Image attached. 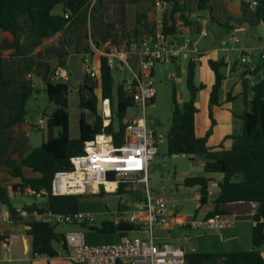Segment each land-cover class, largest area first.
Instances as JSON below:
<instances>
[{"label": "trees", "instance_id": "16d2710c", "mask_svg": "<svg viewBox=\"0 0 264 264\" xmlns=\"http://www.w3.org/2000/svg\"><path fill=\"white\" fill-rule=\"evenodd\" d=\"M167 3L163 12L162 31L167 36H176L182 26H192L191 14L197 11L210 10L211 0H197L195 8L190 7L192 0H161ZM256 5L251 10L255 20L252 24H264V0H254ZM99 0H0V30L9 32L14 38L13 46L18 52L24 50L32 52L42 45L43 41L63 31L69 23L71 16L93 13ZM155 4V2H153ZM64 6L63 15H52V10L58 6ZM245 10L248 7L245 6ZM65 15L68 18H65ZM200 30V29H199ZM150 31L148 34L153 33ZM103 41V40H102ZM111 41V40H104ZM113 42V41H112ZM98 44V42H94ZM117 44V43H116ZM61 59V57H60ZM60 60L59 65H65ZM199 61L190 60L187 64L186 86L190 94L189 100L179 105L176 90L173 89V112L171 125L167 133V153L169 155L188 156L191 159L199 157L203 159V169L206 174L219 173L222 180L218 182L219 194L213 202V208L203 218L215 216H236L248 218L253 222L252 226V250L234 251L222 253H187L186 262L191 264H264V258L259 248L264 245V78L255 85L250 86L244 81V93L250 92L251 99H244L245 110L239 116L243 123V131L239 136H227L225 140L232 139L231 147L226 148L222 143L216 148L208 146V139L213 133L215 120L212 117V108L219 105V91L224 80L221 73L222 61H209V66L215 74V82L210 93V117L212 127L203 137L196 135V100L198 93L205 88L204 84H196V69ZM58 65V66H59ZM259 67L257 72L259 71ZM54 73V71H53ZM42 76L44 92L51 103L56 105L53 112L47 116V138L40 147L26 149L22 152L20 164L10 172L18 181L10 185L8 189L0 183V204L7 208L9 219L13 223H21L27 227L26 235L31 240V256L55 257L58 251L54 248V242H61L65 248L64 234H56L55 226L39 220L26 221L20 215V211L11 204V197L29 195V191L37 196L41 194L45 203L24 208L26 212H53L59 214H73L80 211L81 200L85 195L53 196L51 183L57 171L70 168V159L83 153L85 144L102 132V118L98 115L100 98H109L112 105V123L105 129L113 134L117 141L122 135L124 123L114 126L115 119L123 121L127 110L133 107V101L119 82L114 85L113 71L107 65L105 58H100L99 75L100 85L86 79L80 86L79 107L80 136L76 139L70 137L68 93L69 87L63 81L54 82L51 77ZM88 80H90L89 83ZM11 82L5 77V62L0 54V95L4 94ZM96 89L99 94H96ZM32 86H24L20 92L16 108L12 111V117L8 118L9 126L21 124L25 120L24 109L28 99L32 96ZM88 112L95 118L93 123L88 122ZM45 115V114H44ZM46 117V116H45ZM60 128L58 136L54 130ZM120 144V142H119ZM36 176H27L25 171ZM214 179L206 176L186 177L183 186L186 188L197 187L200 195L199 209L207 205L209 189ZM124 185L119 188L123 193ZM101 190V194H102ZM256 208H253V205ZM237 207V208H236ZM244 207V208H243ZM249 207V208H248ZM198 210L194 218L197 217ZM91 231L106 235L119 234L120 236L136 229V226L120 221L103 222L100 226H89ZM5 237L0 235V241Z\"/></svg>", "mask_w": 264, "mask_h": 264}, {"label": "built area", "instance_id": "2783aa9c", "mask_svg": "<svg viewBox=\"0 0 264 264\" xmlns=\"http://www.w3.org/2000/svg\"><path fill=\"white\" fill-rule=\"evenodd\" d=\"M256 5V2H253ZM158 12L163 13L167 3L156 0L154 4ZM65 18H68L65 15ZM156 30L146 34L140 39L124 41L115 44L112 41L92 42L91 50L82 56L81 73L87 79L100 85L99 61L105 58L107 65L114 72H127L121 81L123 89L131 97L133 107L142 110L141 117H135L124 122V128L119 142L116 137L105 131L112 123V105L109 98H100L98 115L102 118V132L88 141L83 153L70 159V168L57 171L51 183L53 196L65 195H101L118 192L121 185L131 191L130 186L143 183L145 196L137 201L134 209L129 212L126 222L136 226L135 230L143 231L144 239L123 236L120 243L91 245L86 243L85 234L81 231H69L64 234L65 249L68 259L74 264H187L186 251L183 244L190 241L185 235L177 243L161 242L154 237L155 226H166L171 219L168 206V193L165 188L154 194L150 188L149 166L158 152V145L163 142L162 136L157 134L153 127H149L145 117L146 107L156 96L153 71L156 63H175L184 51L191 52L193 61H199L195 44L190 38L184 39L180 44L178 37L167 36L162 31V18L158 20ZM243 29H233L228 41L220 43L221 49L227 54L225 62L230 61L229 51L233 50L231 44L239 41V33ZM200 37L208 35L203 26L198 32ZM239 63L243 68L244 79L250 86L256 84L257 69L264 64V48L258 53L250 50H239ZM257 57V59H256ZM97 58V59H96ZM68 64L59 65L53 73L52 80L60 82L68 78ZM95 121L93 117L92 123ZM47 126V118L41 113L32 124L34 129ZM107 184H114L112 190ZM135 190H137L134 187ZM33 195V192L29 191ZM41 194H46L45 191ZM38 194V195H41ZM256 208V205H253ZM36 220L52 226L79 224L91 226L94 216L90 212H77L73 214H59L44 212L38 214ZM9 221V217L5 218ZM235 220L230 216H215L213 218H189L180 223L186 230H222L234 225ZM195 253V249L191 250Z\"/></svg>", "mask_w": 264, "mask_h": 264}, {"label": "crops", "instance_id": "0c3cea01", "mask_svg": "<svg viewBox=\"0 0 264 264\" xmlns=\"http://www.w3.org/2000/svg\"><path fill=\"white\" fill-rule=\"evenodd\" d=\"M95 0H93L94 2ZM156 0H111L112 5L108 8V16L110 17L111 22V30L107 31L105 28L101 27L96 34H91L90 38L88 37L87 31H85V25H83V33L77 38H68L67 35H71L73 30L76 28V24H78L79 16L75 14L67 13L71 16L69 23L66 28L57 33L55 36L46 39L43 41L42 45L33 50L30 53L21 50L18 52L16 48L13 46L14 38L11 33L3 32L0 30V54L2 55L5 62V77L10 80L11 84L8 87L7 91L4 94L0 95V112L5 111V109H9L8 112L11 114L12 111L16 108L17 101L20 97V92L24 88V86H32L33 93H43L44 92V82L42 80V76L47 77L49 74H52L56 67L60 64V60H64L65 63L69 64V58H64L61 53L68 52L70 50H74L78 55L83 56L85 52H89L92 48V42H100L104 40H111L115 44H121L124 41H132L135 39H140L142 36L148 34L150 31H155L158 27V20L163 18V13L158 12L154 6ZM226 1V2H225ZM233 0H231L232 2ZM254 0H237L235 5L236 11L235 14L229 16L230 19L235 22L237 25H233L230 22L220 21L217 16H213L211 13V7L209 11V16L212 20H214L218 27H226V32L228 35L232 32L233 29L241 28L243 29L239 34H243L247 32V26L245 22H247L245 15V6L248 7V10H254L255 5L253 4ZM224 3H228V0H224ZM197 5V0H192L190 3L191 8H195ZM234 5V4H233ZM62 7V13L64 14V6ZM252 6L253 8H250ZM202 11H197L191 14V18L193 19L192 26H182L178 29L177 37L181 45L184 43V39L186 37L192 39L195 34H198L199 29L202 24L199 22V17L201 16ZM252 19L251 21H254ZM263 24V23H260ZM258 25V24H257ZM241 43L240 37L238 43L233 44V52H236L238 55L232 59L230 54V61L225 62L226 52L221 49L220 46L212 47V48H204L205 51H200L197 49L199 56V64H200V84H204L205 88L202 89L198 94L204 93V107L202 109L199 108V102L196 100L197 114H196V135L198 137H203L212 127V119L210 117V93L212 87L215 82V74L213 70L209 66V61H222L223 67L221 68V73L224 75V80L222 81V86L219 91V105L214 106L212 108V117L215 120V126H213V133L208 139V146L212 148L218 147L220 144H224L226 148H229L233 144L232 139L225 140L227 136H239L243 131V123L239 116L245 110L244 99H251L250 92L244 93V74L243 68L239 64V50H250L254 52V54H258L255 52V47L249 46H240ZM263 48V47H262ZM261 48V49H262ZM186 52L182 53V56H186ZM191 53V52H190ZM192 54V53H191ZM61 57V59H60ZM194 57L192 54L191 59ZM180 58V59H181ZM97 59V58H96ZM179 59V60H180ZM179 62V61H178ZM179 65L180 62H179ZM259 71L256 74V79L260 81L264 78L262 71L264 70V64L259 66ZM197 76V69H196ZM52 78V77H51ZM85 78V77H84ZM86 82V79L82 80L79 83V88ZM88 80L87 83H89ZM198 97V96H197ZM53 112V111H52ZM51 112V113H52ZM45 114V113H44ZM40 116V114H39ZM37 117V119L39 118ZM45 116H47L45 114ZM26 117V116H25ZM35 119V121L37 120ZM27 123L25 120L21 124H16L9 126L8 118L0 117V145L6 149L9 148L10 152H15L14 157L11 162L15 161L21 162L22 152L24 150H20L18 143L23 138L24 135L27 134L28 130L31 129L32 124ZM93 121V120H92ZM88 120L89 123H92ZM6 160L5 162H8ZM200 165L203 166V159L200 160ZM12 170L8 169L5 165L1 170L0 180L5 181L2 183L8 189H10V185L16 183L18 180L13 178L10 174ZM27 176H36L29 171H25ZM216 180V179H215ZM222 180V175L219 180L214 181V185L209 189V199L207 205L198 209L197 217L201 218L207 214L213 208V202L219 194L218 182ZM216 187V189H213ZM108 189V188H107ZM112 190V189H108ZM104 191V190H102ZM125 192H130L127 190H123ZM197 192V200L199 202V192ZM123 193H113L118 194L119 196L123 195ZM102 195V194H101ZM15 198V197H11ZM43 202H36L35 205L44 204ZM169 203V202H168ZM169 206V204H168ZM28 207V206H27ZM83 205H81V212H90L93 214H101L106 216L107 214L112 215V219H107L102 221H113L115 224H118L120 221H125L127 219V215L131 211L125 210V205H119L118 208L114 210H95L91 209L84 210L82 209ZM26 208V207H25ZM134 209V208H133ZM170 209L172 214L169 223L166 226L159 227L162 233L167 234L165 237L168 243H177L179 240L184 237L187 232H202L199 234H194L193 237H190V241L183 244V248L186 253H192L191 250L195 249V252L200 253H222V252H234V251H250L252 250V239L250 236V244L247 241L244 243V249L241 247V227L237 226V222L239 221V217H232L235 222L234 225L222 229V234L217 233V230H186L180 227V223L189 219L188 216L181 215L180 212L175 211L174 209ZM205 209L203 212L201 210ZM18 210V209H17ZM21 217H23L26 221H33L38 218L37 212H26L24 208L19 210ZM9 214L7 208L4 209L0 205V235L4 236V241H0V260H6L8 263H26V264H74L67 257V251L63 248L61 242H54L53 246L58 251V255L55 257H35L31 256V240L26 235L27 227L21 223H13L10 220L6 221L5 218H8ZM193 217V216H192ZM245 223L248 220H240ZM252 222V221H251ZM101 223V224H102ZM101 224H96L95 217L94 223L92 225L100 226ZM83 226V225H82ZM253 222L248 228L252 233ZM89 229V226H84ZM69 232V231H67ZM145 233L139 230H133L126 233L123 236H130L132 233ZM181 233L182 236L176 238L173 236L174 234ZM66 232L57 233L65 234ZM85 234V233H84ZM97 235L95 239V243L93 244H102L103 242L108 241V237L112 238L111 234L102 235L96 233ZM119 235V234H118ZM120 236V235H119ZM121 236V237H123ZM86 237V235H85ZM107 237V239H106ZM146 237V235H145ZM144 237V238H145ZM164 237V236H162ZM209 237H213L215 240L210 241L207 240ZM135 238V237H133ZM143 238V239H144ZM164 240V239H163ZM260 253L264 258V245L259 248Z\"/></svg>", "mask_w": 264, "mask_h": 264}, {"label": "rangeland", "instance_id": "374dc122", "mask_svg": "<svg viewBox=\"0 0 264 264\" xmlns=\"http://www.w3.org/2000/svg\"><path fill=\"white\" fill-rule=\"evenodd\" d=\"M226 2V1H225ZM237 0H228V3H224V0H211L210 7L211 13L213 16H217L220 21H226L227 23H233L232 19L229 16L235 14V5ZM234 4V5H233ZM112 5L111 0H99L95 10L92 15L88 11L87 13L81 14L79 16L78 24H76V28L73 30L71 35H67L68 38L77 39L83 33V25H85V31L88 33V37L90 38L91 34H96L101 27L105 30H111V22L110 17L108 16V8ZM250 8H253L250 6ZM62 13V7L60 5L56 6L51 14L57 15ZM246 20L245 25L247 26V32L243 34H239L241 43L240 46H249L255 47V52H260L264 48V24H252L251 20L255 19L253 13L250 10H246L245 12ZM199 22L207 29L208 35L206 37H200L199 34H195V36L191 39L192 44H195V47L200 51H205L204 48H212L220 46V43L223 40L228 41L229 35L226 32V27H218L217 23L212 20L209 16V11L204 10L201 12V16L199 17ZM99 28V29H98ZM81 37V36H80ZM183 44V42H182ZM237 45V44H236ZM235 46V44H234ZM233 47V44L230 45ZM263 47V48H262ZM262 48V49H261ZM231 58L233 59L235 55H238L236 52L229 51ZM61 55L64 58H69L68 64V78L62 80L69 87L68 93V113H69V130L70 137L72 139H76L80 136V114L81 109L79 107V83L84 80V76L81 73L82 68V58L77 54L74 50H70L68 52H62ZM186 56H183L179 62L181 65L175 63H156L153 77H154V87L156 89V96L151 104L146 107L145 117L147 120V124L149 127H153L156 129L157 134L162 136L163 142L158 145L157 155L154 156L152 162L149 166V185L153 190L154 194H158L162 191L161 188H165L168 193V204L171 209L180 212L181 215L188 216L192 218L195 215L196 211L199 209V202L197 198V187L186 188L183 186V182L186 177L189 176H206L213 178L214 180H219L221 178V174L219 173H211L206 174L204 172L203 166L200 165L201 158L195 157L191 159L188 156L178 155L177 157L173 155H169L167 153V133L169 127L171 125V116L173 112V102L172 95L173 89L176 90L177 102L179 105L187 102L189 100L190 94L188 92L186 86V71L185 68L189 61L191 60L192 54L190 52H186ZM239 59V57H238ZM257 59V57H256ZM240 64V63H239ZM200 64L197 66V76L195 78L196 84H200ZM264 76V70L262 74ZM127 76V72H114V85L116 86L119 82H121L124 77ZM96 94H99V90L96 89ZM204 93L198 94L197 101L199 102V108L202 109L204 107ZM56 108L54 103H51L46 94L36 93L34 92L32 96L28 99L27 103L24 106L26 110L25 121L27 123H31L37 119L39 114L45 113L47 116L51 114V112ZM9 109H5V111L0 112L1 118H9L12 117V114L8 112ZM46 116V118H47ZM142 110L136 107H131L127 110L126 117L123 121H119L115 119L114 126L118 127L120 123H124L125 121H130L135 117H141ZM88 120L91 122L93 120V116L88 112ZM61 132L60 128H56L54 130V135L58 136ZM47 138V130L46 128L42 129H34L33 127L28 130L27 134L23 136V138L19 141L18 146L20 150L33 149L40 147L43 141ZM15 152H10L9 148L6 149L0 145V175L1 170L6 165L8 169L13 170V168L17 167L20 163L15 161L12 163L11 161L15 159ZM9 160L8 162H5ZM215 180V181H216ZM0 183H5V181H1ZM214 185V184H213ZM143 183H138L136 185L130 186L133 189L130 192H125L123 195L119 196L118 194L106 193L102 192V195H92L87 194L81 200L83 205L82 209L88 210H114L119 207V205H125V210L132 211L134 205L137 201H140L144 198L145 193L143 191L144 188ZM134 187L137 189L135 190ZM213 189H216L214 187ZM45 198L41 195H24L20 197H15L11 199V204L14 208L21 210L27 206H32L34 203L43 202ZM1 205V204H0ZM2 208L6 209L5 206L1 205ZM237 208V207H236ZM244 208V207H243ZM249 208V207H248ZM205 209L201 210L203 212ZM95 222L96 224H101L104 220L112 219L111 214H107L106 216L101 214H95ZM128 217V215H127ZM237 226H242L241 228V247L244 249V243L250 244V236L251 232L248 226L252 224L251 221L247 223L240 220H248V218H238ZM55 232H67V231H81L86 235V243L91 245H103V244H117L121 242L122 237L118 234H112V238L108 237L107 242H103L102 244H93L95 243V239L97 238L94 231L79 225V224H66V225H58L55 226ZM217 233H223L222 230H217ZM154 237L156 240L166 241L165 237L167 234L162 233L158 226H155L153 229ZM202 232H187L184 235L189 237H193L194 234H199ZM164 236V237H162ZM176 238L182 236L181 233L174 234ZM130 238H140L143 239L145 235L143 233H132ZM107 239V237H106ZM164 239V240H163ZM210 241H214L213 237H209ZM0 264H26V263H8L6 260H0Z\"/></svg>", "mask_w": 264, "mask_h": 264}, {"label": "bare ground", "instance_id": "6f19581e", "mask_svg": "<svg viewBox=\"0 0 264 264\" xmlns=\"http://www.w3.org/2000/svg\"><path fill=\"white\" fill-rule=\"evenodd\" d=\"M107 188L108 189H113L114 188V184H107Z\"/></svg>", "mask_w": 264, "mask_h": 264}, {"label": "water", "instance_id": "95a60500", "mask_svg": "<svg viewBox=\"0 0 264 264\" xmlns=\"http://www.w3.org/2000/svg\"><path fill=\"white\" fill-rule=\"evenodd\" d=\"M47 97H48V96H47ZM173 156L177 157L178 155H177V154H175V155H173ZM187 264H191V263H187Z\"/></svg>", "mask_w": 264, "mask_h": 264}]
</instances>
